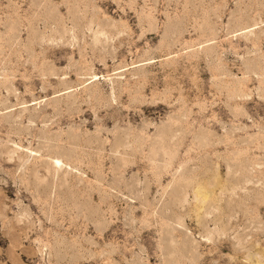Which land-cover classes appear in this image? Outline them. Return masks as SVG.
I'll use <instances>...</instances> for the list:
<instances>
[{
  "label": "rangeland",
  "instance_id": "rangeland-1",
  "mask_svg": "<svg viewBox=\"0 0 264 264\" xmlns=\"http://www.w3.org/2000/svg\"><path fill=\"white\" fill-rule=\"evenodd\" d=\"M0 264H264V0H0Z\"/></svg>",
  "mask_w": 264,
  "mask_h": 264
}]
</instances>
